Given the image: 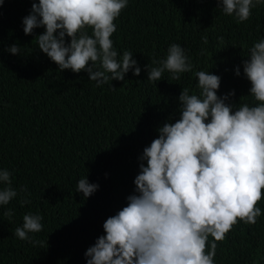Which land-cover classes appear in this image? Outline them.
I'll list each match as a JSON object with an SVG mask.
<instances>
[{
  "label": "trees",
  "instance_id": "obj_1",
  "mask_svg": "<svg viewBox=\"0 0 264 264\" xmlns=\"http://www.w3.org/2000/svg\"><path fill=\"white\" fill-rule=\"evenodd\" d=\"M31 2L0 5V168L11 172L18 193L25 189L0 207V264H85L83 253L103 235L104 220L133 191L142 149L159 125L178 118L180 90L196 91L194 72L210 68L221 76L218 95L234 89L233 102H246L250 85L242 69L235 77L232 68L264 37V4L237 23L215 0H129L110 39L118 56L133 53L141 73L96 87L86 73L60 71L34 49L43 29L26 36L21 25ZM13 42L22 46L21 56L4 51ZM172 43L186 49L193 71L175 80L165 72L149 82L143 66L163 58ZM85 175L99 185L87 199L75 192ZM256 206L261 216L255 224L238 220L216 242L215 264H264V189ZM4 208L13 215L5 216ZM28 212L42 217V230L31 234L36 243L14 235Z\"/></svg>",
  "mask_w": 264,
  "mask_h": 264
},
{
  "label": "clouds",
  "instance_id": "obj_2",
  "mask_svg": "<svg viewBox=\"0 0 264 264\" xmlns=\"http://www.w3.org/2000/svg\"><path fill=\"white\" fill-rule=\"evenodd\" d=\"M128 2L33 0L21 19L22 32L29 36L43 29L34 37V49L60 71L84 72L101 87L124 80L129 72L139 76L142 70L131 51L118 56L110 39L116 31L113 21ZM215 3L223 15L241 23L264 0ZM217 40L222 42L223 36ZM21 49L13 42L4 51L21 56ZM243 57L232 72L239 77L242 69L250 85L246 102L241 98L233 102L234 89L218 95L221 76L210 68L194 72L195 92L180 90L178 118L159 125L156 137L142 149L133 191L125 197V206L104 220L103 235L83 253L85 264H215L216 242L238 220L257 222L261 208L256 204L264 189V37L254 41ZM151 64L143 66L149 82L160 81L165 72L179 79L194 67L178 43L169 44L165 56ZM11 176L0 168V207L25 192L12 187ZM98 187L85 175L75 192L87 199ZM21 203L30 201L21 196ZM4 215L11 217L13 210L4 208ZM41 220L39 214L25 213L14 235L36 243L31 234L42 230Z\"/></svg>",
  "mask_w": 264,
  "mask_h": 264
}]
</instances>
